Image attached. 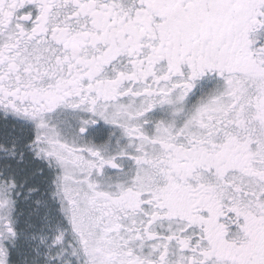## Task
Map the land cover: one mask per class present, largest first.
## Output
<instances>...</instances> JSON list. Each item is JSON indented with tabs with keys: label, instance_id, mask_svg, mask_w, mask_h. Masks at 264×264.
<instances>
[{
	"label": "snow or ice",
	"instance_id": "snow-or-ice-1",
	"mask_svg": "<svg viewBox=\"0 0 264 264\" xmlns=\"http://www.w3.org/2000/svg\"><path fill=\"white\" fill-rule=\"evenodd\" d=\"M0 264H264V0H0Z\"/></svg>",
	"mask_w": 264,
	"mask_h": 264
}]
</instances>
